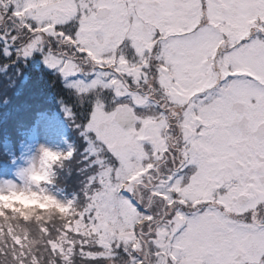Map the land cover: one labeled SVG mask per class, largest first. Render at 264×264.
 <instances>
[{
	"label": "snow or ice",
	"instance_id": "snow-or-ice-1",
	"mask_svg": "<svg viewBox=\"0 0 264 264\" xmlns=\"http://www.w3.org/2000/svg\"><path fill=\"white\" fill-rule=\"evenodd\" d=\"M9 4L31 36L23 56L40 51L63 78L101 70L68 84L91 95L79 128L97 168L83 204L68 201L59 227L38 225L47 250L62 264L114 245L140 252L136 264H264V0ZM46 37L71 54L45 52ZM5 233L16 264H39L27 235Z\"/></svg>",
	"mask_w": 264,
	"mask_h": 264
},
{
	"label": "rangeland",
	"instance_id": "rangeland-1",
	"mask_svg": "<svg viewBox=\"0 0 264 264\" xmlns=\"http://www.w3.org/2000/svg\"><path fill=\"white\" fill-rule=\"evenodd\" d=\"M9 19L11 23H7V25L11 33H2V39L3 41L5 40L6 44L5 51H9V49L13 51L14 59H18L22 64H24L25 60L28 58V64L31 67L42 66L50 75L51 79L53 78L52 76H55V78L57 76L61 85L65 88L62 91H59V88H55L56 91L53 89L52 92H56L58 96L56 94L52 95L48 91H45V95H41L42 99L49 104L50 111L39 112V117L35 120L34 124L28 131L24 132V134L27 133L28 135L26 139L20 143L17 152L13 154L14 150L9 140L3 141V148L5 151L11 153V156L8 160L0 162V184H22V172L27 163L35 158L41 149H47L57 155L54 159L55 163L52 165L50 174L40 176L41 178L38 179L46 183V185L43 186L45 192H34L22 196L21 199L24 202L19 204L37 203L40 206L54 204L66 211V214H70L67 202L72 201L77 205L83 204L81 200L86 197L89 177L95 173L97 165L95 163L96 155L94 154V150L85 140L84 136L80 134L81 129L79 128V124L84 119V113L87 111L88 101L91 99V95L77 96L68 87V84L77 79L86 84L96 78L101 70L95 69L91 65L83 64L81 65L82 70L77 76L63 78L59 73L52 70L51 66H46V62L42 58L40 51L34 50L30 56H23L21 53L31 40L30 33L20 25L19 20L15 16ZM3 26L0 19V27ZM49 43L53 50L60 48L64 51H69V54H71L70 50L64 49L63 45H58L57 41L52 37L45 38V43L43 44V50L45 52L48 50ZM5 44H3V47ZM35 54L41 56V62L39 59L34 60ZM6 68H8L7 64L2 65V71ZM97 91H99V89H97ZM62 93H66V95H62L66 101L60 102L53 98L56 97L58 99L59 95ZM109 95H111V93L107 91V96ZM49 98H53L55 102H49ZM4 103L5 100H3L2 105ZM2 105H0V107ZM65 107L72 113L71 117L66 115ZM82 111L84 113H82ZM62 116L65 121L62 119ZM70 129L74 133H71ZM71 134L72 136L74 135L73 141L70 140ZM53 178L57 179H55L57 183L51 181ZM66 186L70 190H68ZM14 204L15 203L5 207L17 210V206ZM145 204L154 213L161 211L160 204L152 206L147 198L145 199ZM65 216L66 215H63L61 221L55 222L50 220L49 223L52 228L59 227ZM39 224L40 223L17 222L12 219L0 220V225H3L5 228L10 227L14 234L21 236L27 235L28 239L25 242L26 251L30 255L35 254V256L39 258V264H62L59 256H55L47 250V237H44L40 232L38 228ZM93 243V241H89V247L91 249L94 248L96 251L97 249ZM152 251L153 249L149 246L148 252ZM12 254L13 248L8 235L6 233L0 234V264H16ZM143 258L140 252L131 249L125 251L123 245L120 247L114 245L111 254L96 260H90L81 256L79 254V249H77L71 260L72 264H136L137 261ZM149 259L154 261L156 258L150 256Z\"/></svg>",
	"mask_w": 264,
	"mask_h": 264
},
{
	"label": "trees",
	"instance_id": "trees-1",
	"mask_svg": "<svg viewBox=\"0 0 264 264\" xmlns=\"http://www.w3.org/2000/svg\"><path fill=\"white\" fill-rule=\"evenodd\" d=\"M5 19L7 23H11V21H8L9 18ZM3 44V40L0 37V105L5 100V103L0 107V159H5L9 156V153L2 146L5 136L10 139L16 149L18 141L23 138L21 133L33 122L38 112L50 110L49 104L42 99L41 95H45V91L50 92L52 95H57L56 92H52L53 89L59 88V91H62L65 88L61 85L57 76L56 78L52 76L54 79H51L42 66L31 67L28 64V58L24 64L19 62L18 59L15 60L13 57L14 52L10 49L5 51ZM40 57L35 54L34 60L39 59L41 62ZM4 64H7L8 68L2 71V65ZM63 94L66 95V93H62L58 99L56 97L53 98L60 102L66 101L64 96H62ZM103 95H105V92H103ZM53 98H49V102H55ZM82 113L84 112L82 111ZM68 190L70 189L68 188ZM81 201L84 203L85 199L83 198ZM14 205L17 206V210L8 209L7 211L4 205H0V220L12 219L17 222L37 224L44 220L61 221L63 215H68L66 211L54 204H49L45 207L37 203H15ZM5 212L7 215H3ZM87 250L95 251L89 245Z\"/></svg>",
	"mask_w": 264,
	"mask_h": 264
},
{
	"label": "clouds",
	"instance_id": "clouds-1",
	"mask_svg": "<svg viewBox=\"0 0 264 264\" xmlns=\"http://www.w3.org/2000/svg\"><path fill=\"white\" fill-rule=\"evenodd\" d=\"M41 149L38 155L30 160L23 169V183H5L0 184V205L9 206L13 203H23L22 196L29 195L34 192H45V182L34 178L35 176L49 175L52 165L55 163L54 159H46L43 156ZM7 211L8 208L5 207Z\"/></svg>",
	"mask_w": 264,
	"mask_h": 264
},
{
	"label": "flooded vegetation",
	"instance_id": "flooded-vegetation-1",
	"mask_svg": "<svg viewBox=\"0 0 264 264\" xmlns=\"http://www.w3.org/2000/svg\"><path fill=\"white\" fill-rule=\"evenodd\" d=\"M12 11H14V5H13V4H9L8 7H7L6 9H4V8H0V19H3V20H1V22H2L4 25L7 24V20L4 19V17H5V18H10V17H12V16H13V15H12ZM9 21H10V19H9ZM28 33H29V32H28ZM144 91H145V92H148L147 86H145ZM153 98L156 99V100L159 99L158 96H154V95H153ZM160 167H161V170H163V168L165 167V164H164L163 161L160 162ZM150 204H152V206H153V205L160 204V202H159V201H152V202H150ZM160 205H161V204H160ZM160 210H161V207H160Z\"/></svg>",
	"mask_w": 264,
	"mask_h": 264
}]
</instances>
